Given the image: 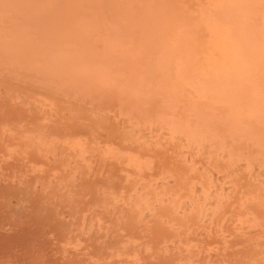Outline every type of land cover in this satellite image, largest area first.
I'll return each instance as SVG.
<instances>
[{
    "label": "bare ground",
    "instance_id": "6f19581e",
    "mask_svg": "<svg viewBox=\"0 0 264 264\" xmlns=\"http://www.w3.org/2000/svg\"><path fill=\"white\" fill-rule=\"evenodd\" d=\"M0 264H264V0H0Z\"/></svg>",
    "mask_w": 264,
    "mask_h": 264
}]
</instances>
